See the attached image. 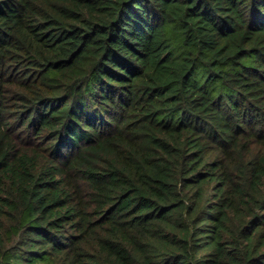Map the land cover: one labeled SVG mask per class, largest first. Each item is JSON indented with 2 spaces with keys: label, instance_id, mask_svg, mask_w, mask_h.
Returning <instances> with one entry per match:
<instances>
[{
  "label": "trees",
  "instance_id": "1",
  "mask_svg": "<svg viewBox=\"0 0 264 264\" xmlns=\"http://www.w3.org/2000/svg\"><path fill=\"white\" fill-rule=\"evenodd\" d=\"M0 264H264V0H0Z\"/></svg>",
  "mask_w": 264,
  "mask_h": 264
}]
</instances>
